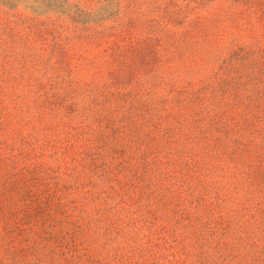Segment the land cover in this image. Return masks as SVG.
<instances>
[{
	"label": "rangeland",
	"instance_id": "1",
	"mask_svg": "<svg viewBox=\"0 0 264 264\" xmlns=\"http://www.w3.org/2000/svg\"><path fill=\"white\" fill-rule=\"evenodd\" d=\"M0 264H264V0H0Z\"/></svg>",
	"mask_w": 264,
	"mask_h": 264
}]
</instances>
